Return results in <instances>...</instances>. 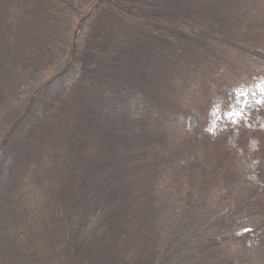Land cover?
Returning a JSON list of instances; mask_svg holds the SVG:
<instances>
[{"label":"rangeland","instance_id":"374dc122","mask_svg":"<svg viewBox=\"0 0 264 264\" xmlns=\"http://www.w3.org/2000/svg\"><path fill=\"white\" fill-rule=\"evenodd\" d=\"M86 1L91 0H80L82 12L75 17H70L61 7L64 13H58L69 17L71 28L67 30L68 23L61 20L54 27L59 38L47 52L43 44L44 20L35 11L44 15L48 8L30 6L24 0L19 6L12 0H0V18L8 16L11 33L24 35L5 38L13 47L6 49V53L0 51V264H70L67 238L83 245L81 236L107 240L110 230L116 228L111 212L117 208V197L112 210L102 211L103 206L96 207L95 201L104 200V195L91 190L80 197L83 200L80 210L67 213L55 202L62 197L58 177L51 180L50 197L42 196L40 201L28 203L25 200L26 186L34 183L38 173L26 168L31 161L38 162L39 156L29 157L33 152L30 149L35 148L30 144L24 146L22 140L32 126L42 129L48 125L51 128L46 132L56 136L54 132L60 129L63 106L59 101L70 92L75 97L80 90L85 93L90 90L92 82L88 80L76 87L80 71V62L76 59L60 74L70 53L69 43L89 38V33L98 38V45H92L93 69L89 76L95 78V87L103 86L99 89L107 98L116 95L112 101L97 96L95 102L105 110L112 105L119 130L124 119L136 134L138 126L147 129L144 145L138 146L135 143L124 146L126 137L114 134L118 152H114L110 161L119 163L118 183L125 187L134 178L139 179V173L148 175V180L151 175L149 183L154 185L149 184L148 188L152 187L155 193L145 195L140 208L135 205L140 212L135 216L136 224L139 228L143 225L142 231L149 236L144 243V248L149 244L148 250H144L142 242H137L126 263L145 264L149 255L150 264H198L201 259L208 260L207 264H264V109L257 111L263 116L262 131L253 135L247 132L248 125L243 126L241 122L242 110L238 103L241 98L264 101V15L259 17L258 24H240L248 32L244 35L239 34V26L231 28L218 19L210 23V12L202 20L173 21L174 26L185 28L193 37L190 39L205 49L206 66L197 68L193 59L183 78L172 83L164 79L161 87L152 90L150 80L158 71L149 70L151 79L139 85L133 79L123 78L122 73L128 67L120 69L118 57L126 58L129 48L125 42L115 40L107 44L101 38L94 20L99 17L97 12L89 20L83 17ZM263 6V2L256 6V12H264ZM80 19L85 20L79 29ZM124 34L120 33L122 38ZM79 47L86 50L83 41ZM159 49L166 61L161 67L174 62L176 66L190 63L172 46L159 45ZM173 75L180 77L176 72ZM117 82L119 90L114 93ZM126 87L131 92L124 98L122 89ZM150 93L153 95L149 97ZM89 102L91 107V98ZM121 114L125 115L122 120L118 118ZM20 116L24 119L17 123ZM221 120L238 128L232 135L223 133L226 144L217 132ZM204 133L212 142L223 141L236 159L231 176L217 174L219 164L212 157H201L199 168L186 159L183 169L174 167V160L167 165L159 161L161 153L181 147L189 135L201 137ZM67 175L63 182L74 183ZM132 189L140 192L133 185ZM133 224L132 221L131 232L136 227ZM76 263L91 264L87 259Z\"/></svg>","mask_w":264,"mask_h":264},{"label":"trees","instance_id":"16d2710c","mask_svg":"<svg viewBox=\"0 0 264 264\" xmlns=\"http://www.w3.org/2000/svg\"><path fill=\"white\" fill-rule=\"evenodd\" d=\"M12 1L16 6L21 4V0ZM24 1L30 4V6L43 5L48 8L46 10L48 13L45 12L44 15L42 12L35 11L44 20L46 29L45 42L43 44H46L44 47L47 52H50L49 50L54 48L57 42L55 40L59 38V34L55 33L54 27L58 26L62 20L68 23L66 25L67 30L71 28L69 17H61V13H64L61 7L65 8L70 17L79 16L82 12V8L79 5L80 0ZM261 2L264 3V0H91L86 1L87 8L83 11V17L86 16L85 19L89 20L91 19V14L96 11V15H99V17L94 18V20L99 28L101 38L107 44L115 40H119L123 44L125 42L129 48L126 58H123V56L118 57L121 59L120 69H123L125 65L128 67L122 73L123 78L133 79L134 83L139 85L147 79L148 81L151 79V73H148L149 70L158 71L152 81L150 80V86H154L151 89L155 90L161 87V82L164 79L172 83L173 80L183 78L185 71L189 69L187 66L192 64L193 59L197 63V68L202 69L206 66L204 59L208 55L205 49L190 39L193 37L186 32L185 28L174 26L173 21L180 19L186 23L193 19L202 20L203 15L206 12H210L212 14L208 19L210 23L218 19L231 28L238 27L240 24L246 22L258 24V19L264 15V12H256L255 7L261 4ZM30 9L32 8L30 7ZM59 11L62 12L58 13ZM7 17L2 16L0 18V23L2 24L0 26V51L3 53L8 52L6 49L13 47L12 43L8 44L4 40L5 38H22L24 36L22 33L18 35L11 33V24L7 26V23L11 21L7 22ZM10 19L13 20V18ZM85 19L79 20V29ZM98 20L102 21L99 22ZM21 27H25L24 23L23 25L21 24ZM239 28V34H248L240 26ZM120 33H125V38H122ZM106 34L108 35L106 36ZM131 35H133L132 38L130 37ZM88 37L82 38L77 43L75 39L71 43L68 42L70 53L66 60V65L60 71V74L65 73L67 66H71L70 61L73 62L76 59L80 62L79 77L75 83L76 87L83 86L88 80L92 82L90 90L86 93L80 90L76 92L75 97H72L70 92V94H66V98L64 97L63 100L59 101L63 106L62 117L59 120L60 129L54 132L57 133L56 136L46 132L50 127L48 125H43L42 129L33 128L32 126L30 128L31 132L29 131L28 135L22 140L24 146L26 145L27 147L30 144L31 147L33 145L35 148L30 149V152H33L28 155L29 157L39 156L38 162L36 160L31 161L26 168L38 173H36L34 183L31 185L27 184L26 186L25 200L28 203L40 201L42 196L48 195L50 197L49 192L52 191V187L50 186L51 180L55 181L57 177V182L61 186L62 197L56 199L55 202L56 205H59V209L67 213L80 210L81 208L79 209V207L83 204V200L80 197L87 195L91 190L95 194L104 195L102 197L104 200L95 201L96 207L103 206L102 211L112 210L114 205L117 204L115 203V197H117V208L111 212V217H113V221L116 223V228L110 230V238L108 236L107 240H105L103 237L91 239L87 236H81L80 239H84L82 241L83 245H76L72 241L73 238H67L65 241L69 245L68 255L70 264H77V261L80 263V261H84L85 259L90 261L91 264H125L126 259L134 252L137 242H142L143 245H141L144 248V243L149 238L142 231L143 225L139 228L136 224L137 219L135 216L137 214L139 216L140 212L137 211L135 205H139L140 208L143 197L155 193L151 190L152 187L148 188L149 184L150 186L154 185L149 183L151 175H149L150 179L148 180V175L144 176L139 173V179L134 178V183L132 184L133 179L125 187L118 183L119 163L110 161L114 152L115 154L118 152V148L116 149L118 140L114 134L118 133L120 136L126 137L124 146L129 143H135L138 146L144 145L145 131L147 129L138 126V133L136 134V131L132 130L133 126H126L124 119L122 127L119 130L115 126L118 120L112 105L107 108L108 110H105L99 103L95 102L97 96L112 101L116 95L111 94L107 98L99 89L100 86H103L97 85L95 87V78L89 76L93 69L91 64V59L93 58L92 45H98V38L94 37L91 33L88 34ZM82 41L86 44V50L78 48ZM159 45L172 46L176 50H179L183 58L189 59L190 63L187 62L176 66L174 62L167 67H161L166 61L163 60V52L160 51ZM84 54H86L85 57ZM195 65L194 63L193 67ZM45 66L47 67V65ZM173 72L178 73L180 77L175 78ZM118 86V82L113 86L114 93L119 90ZM174 87L176 86L174 85ZM130 92L131 90L127 87L122 89L124 98ZM152 95L150 93L149 97ZM90 98L93 103L91 107H88L90 106ZM64 101L66 102L64 103ZM238 103L242 110L241 122H243V126L245 124L248 125L247 132L257 135L263 128V116L261 113H257V111L261 112L264 109V104L257 103V98L249 101L241 98L238 100ZM85 115L90 117L87 118ZM22 116H25V111ZM22 116L19 117L17 123H20L24 119ZM124 117V114L118 116L120 120ZM218 128L222 131H217L219 139L221 137L225 144V134L231 133L232 135L234 130L238 129L226 120H221ZM210 140L211 137L206 133L202 134L201 137H197V134L189 135L181 147H174V149L169 150V153H161L159 161H165V165H167L171 160H174L176 161L173 163L174 167L178 168L179 166L183 169L184 160L186 159L193 165L197 164L199 168L201 157H212V161L219 164L217 174H223L226 177L231 176V169L237 162L236 159L225 147L223 141L212 142ZM30 141L33 142L30 143ZM39 171L41 175H38ZM65 175L70 177L74 183H64L63 179ZM191 177L195 181V178H193L195 176L191 175ZM132 185L140 192L133 190ZM108 199L111 200L109 201ZM128 200H131L133 205ZM132 217H134L132 219L134 223L133 227L136 226L133 232L137 233L131 232ZM80 239L76 238V240ZM148 246L149 244H146L145 251L148 250ZM82 248L83 250L81 251ZM150 260L151 258L148 255L144 261L145 264H150ZM208 262L206 259H201L198 264H207Z\"/></svg>","mask_w":264,"mask_h":264},{"label":"snow or ice","instance_id":"6c2138e0","mask_svg":"<svg viewBox=\"0 0 264 264\" xmlns=\"http://www.w3.org/2000/svg\"><path fill=\"white\" fill-rule=\"evenodd\" d=\"M244 95V93H241V96H243ZM257 103H262V104H264V101H257ZM230 114V113H229Z\"/></svg>","mask_w":264,"mask_h":264}]
</instances>
